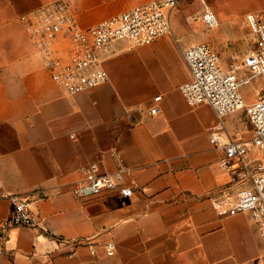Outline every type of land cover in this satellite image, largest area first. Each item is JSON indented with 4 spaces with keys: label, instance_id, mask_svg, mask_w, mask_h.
I'll return each instance as SVG.
<instances>
[{
    "label": "crops",
    "instance_id": "obj_1",
    "mask_svg": "<svg viewBox=\"0 0 264 264\" xmlns=\"http://www.w3.org/2000/svg\"><path fill=\"white\" fill-rule=\"evenodd\" d=\"M148 1L0 0V195L29 198L40 217L35 228L4 227L11 203L0 197V264L264 263L258 225L243 214L221 218L211 203L230 180L210 142L216 114L187 104L179 89L191 80L183 50L215 38L196 20L210 3L222 20L210 27L237 37L264 0H179L169 34L139 47L114 43L109 80L74 95L52 80L21 21L64 2L90 28ZM242 5L250 7L233 22L229 10ZM225 122L236 137L242 115ZM94 162L105 173L123 168L134 195L87 185Z\"/></svg>",
    "mask_w": 264,
    "mask_h": 264
},
{
    "label": "built area",
    "instance_id": "obj_2",
    "mask_svg": "<svg viewBox=\"0 0 264 264\" xmlns=\"http://www.w3.org/2000/svg\"><path fill=\"white\" fill-rule=\"evenodd\" d=\"M178 3L179 0H150L93 27L83 28L77 23L70 5L55 2L22 15L21 21L42 55L52 80L74 95L109 80L104 63L112 55L114 43L127 41L139 47L169 34L171 13ZM202 16L209 25H219L211 9L206 8ZM245 24L256 36V47L242 58L232 54L228 64L208 43L183 50L191 80L179 89L187 104H209L218 119L210 142L223 152L219 168L230 180L217 196L211 198L213 209L221 218L248 215L258 225L264 242V94L247 104L242 93V88L253 78L264 76V12L247 14ZM161 98L157 96L154 100L158 102ZM243 110L252 127L250 139L236 138L225 122L226 117ZM160 111L159 106L151 109L153 114ZM84 173L85 183L99 192H117L123 197H132L135 193L134 187L126 184L123 168L105 173L94 162ZM75 193L78 197L84 196L82 187H76ZM0 197L11 203L4 227L39 226V214L29 198L10 193H2ZM88 243L91 253L95 254L94 244ZM105 249L112 254L115 243L108 242Z\"/></svg>",
    "mask_w": 264,
    "mask_h": 264
},
{
    "label": "rangeland",
    "instance_id": "obj_3",
    "mask_svg": "<svg viewBox=\"0 0 264 264\" xmlns=\"http://www.w3.org/2000/svg\"><path fill=\"white\" fill-rule=\"evenodd\" d=\"M210 7L212 11L215 13L216 17L220 22H222L220 17V11L216 8L214 4L210 3ZM250 7V5H242L236 6L229 10L230 18H232L233 22H237L238 18L242 14L246 8ZM264 8V5L261 9ZM263 12V11H262ZM202 19H201V18ZM197 22L201 24L200 28L204 31H209L208 34L211 36H215L214 40L211 42H207L211 45L220 55L222 61L225 64L230 62L231 55L234 54L239 58H242L245 54H247L250 50H253L256 47V36L252 33L249 27L246 26V31H241L239 36H235V34L225 33L222 31L225 27L224 24H221V27L218 30L216 28L218 26H211L206 21L203 20V16H198ZM209 25V26H208ZM211 26V27H210ZM220 30V31H219ZM217 32H223V34H217ZM242 93L246 97L247 104L252 103L258 96L264 94V76H257L250 81L249 85H246L242 88ZM238 115H242V124L238 126L235 135L236 137L250 139L252 136V127L248 120V115L245 110L241 112H237Z\"/></svg>",
    "mask_w": 264,
    "mask_h": 264
}]
</instances>
